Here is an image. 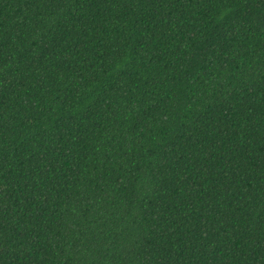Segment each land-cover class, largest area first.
Returning a JSON list of instances; mask_svg holds the SVG:
<instances>
[{
    "label": "trees",
    "instance_id": "1",
    "mask_svg": "<svg viewBox=\"0 0 264 264\" xmlns=\"http://www.w3.org/2000/svg\"><path fill=\"white\" fill-rule=\"evenodd\" d=\"M0 264H264V0H0Z\"/></svg>",
    "mask_w": 264,
    "mask_h": 264
}]
</instances>
